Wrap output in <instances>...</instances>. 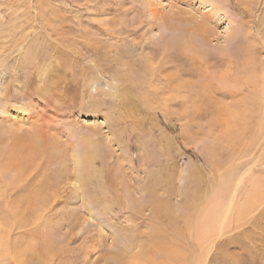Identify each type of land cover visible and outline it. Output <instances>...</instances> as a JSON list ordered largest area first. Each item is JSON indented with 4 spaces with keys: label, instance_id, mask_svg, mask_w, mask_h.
Masks as SVG:
<instances>
[{
    "label": "rangeland",
    "instance_id": "rangeland-1",
    "mask_svg": "<svg viewBox=\"0 0 264 264\" xmlns=\"http://www.w3.org/2000/svg\"><path fill=\"white\" fill-rule=\"evenodd\" d=\"M146 53L163 66L129 101L126 66ZM260 79L264 0H0L1 264H139L133 255L157 237L176 264H264V99L251 95ZM38 130L57 150L23 174L14 144L27 137L25 155ZM88 131L105 149L106 176L121 182L108 196L122 206L107 212L104 195L77 191L69 175L54 187ZM202 146L218 155L215 168ZM226 177L233 207L205 258L195 219ZM40 186L53 200L43 209L29 206ZM150 200L166 206L154 212Z\"/></svg>",
    "mask_w": 264,
    "mask_h": 264
},
{
    "label": "bare ground",
    "instance_id": "bare-ground-1",
    "mask_svg": "<svg viewBox=\"0 0 264 264\" xmlns=\"http://www.w3.org/2000/svg\"><path fill=\"white\" fill-rule=\"evenodd\" d=\"M149 2H150V0H149ZM154 14H155V12H154ZM175 27L176 26H174V25L172 26L171 25L169 28H166L165 27V29L171 31V30H175L176 29ZM171 32H173V31H171ZM182 32H184V31H182ZM183 42H184V40L181 39V40H179L178 44L181 45ZM168 47H169V44H168ZM168 47H167V49H168ZM158 57L159 56H157V55H150V53H146V55L143 57L142 60L141 59L140 60H132L131 59L130 60V62H131L130 65H129V63L127 64L126 69H125V74L123 76L124 79H122L123 83L125 84L124 88L122 87L123 88L122 89L123 90V95L125 96V98L127 100L130 101V100H132L134 98L139 99L141 96H143V95H140L139 94V91H142L144 88L145 89H148L149 83L151 81L152 76L154 75L155 72H157L163 66V63H164L163 62V57H159L160 58V61H162L161 62L162 64H155V60L159 62ZM24 59H26V58H24ZM141 62H143L144 66L143 65H140V67L143 66L144 68L143 67L140 68L138 66L139 68L136 71L135 68L137 66L135 67L134 64L137 65L138 63H141ZM139 70H140V74H141V72H143L142 75H139L138 74V71ZM13 71H14V68H13ZM14 74H15V72H14ZM10 79H12V78H10ZM154 80L155 79L152 78V81L153 82H154ZM18 81L19 80H16V82H18ZM78 82H80V81H78ZM259 82H260L259 84H253L252 85L253 86V89H252V94L251 95H252V98H254L255 95H256L257 98H260L262 100V99H264L263 98L264 97V86H263L264 83H263L262 79H260ZM13 83H14V81H13ZM1 85H3V84H1ZM77 85L78 84H76L75 86H73L74 89H76ZM79 86L80 85H78V87ZM256 86H259V87H256ZM84 87H86V86H84ZM125 87H126V90H125ZM2 89H4V88H2ZM81 91H82V89H81ZM73 97H75V96H73ZM83 98L84 97L82 96L81 99H80V102L81 103L84 100ZM127 103L128 102H126V104ZM263 103H264V101H263ZM136 104H138V103H136ZM164 104L166 106V103H164ZM136 107H137V105H136ZM247 110H250V108L247 107ZM262 117H264V113H263V116ZM263 122H264V119H263L262 123ZM228 125L230 127L234 128L236 132L238 131L237 130V127L240 126V125L242 126V124L239 123V118H237V117L235 119H233L232 126L230 124H228ZM261 132L264 133V125H263V127L261 129ZM39 133H40L39 130L38 131H34L33 134H30L28 136V137H30L32 139V142H33L32 144H34V145L30 146L32 150H29L28 152H26L25 155L23 154V150L24 149L21 147L22 146L21 142L23 143V141L26 140L27 137H24L23 136V139L22 138L20 140L17 139L18 145L17 144H14V146L18 149V152L13 153L11 155V161L17 162L18 165L22 167L21 173H23V174H24L25 171L27 172V174H29L32 171L33 166H34L33 165V163H34L33 160L36 158V156L42 155V154L46 153L47 150L49 151V147L50 146H51L50 148L53 149V145L54 144L52 145V143L48 139H46L47 137H44L43 138ZM84 135H85V137H83L82 140L80 139L81 142L79 143V146L77 145L78 146L77 150L75 152L72 150V165H73V170L72 169L71 170L73 172L72 173H69V174H60L59 176H57V182L54 184V187L57 188V192L60 191V189H61L60 188L61 182H63V180H66L65 178H69L68 177V175H69L70 176V179L69 180L71 181V186L75 187L77 191L78 190L82 191L83 189H90L92 187L93 188L92 192H95L96 194L104 195L106 198H104V199H101L100 198L99 201L103 205V206L102 205H100V206L106 212H107V210H109L108 208L111 206V204H115L116 206H119V207L122 206V202L120 201L121 204H119V202H117L116 199H113V195H112V197L108 196V194H110V192H114L113 194H116V196H118L117 195L118 189H117L116 185L119 186L121 184V182H120V180H118V177L117 176H113V175L112 176H109V175L106 176V169L107 168L103 167V165H102V163L104 162V159H105V156H104L105 149L101 145L102 143H100L99 140L93 139V136L90 134V132L89 133H86ZM181 135L182 136H180V137L185 136V130H183V132L181 131ZM233 138H234L233 136H226V137H224V139H232V140H233ZM28 147H29V143H28ZM56 150L53 149V151H56ZM58 151H60V150H58ZM200 151L205 156V158H207L212 163V166L215 168V166L218 164V162H216V160L218 158V155L214 151H212L211 149L204 148L203 146L200 147ZM58 154H60V153L58 152ZM102 156H103V158H101ZM213 179H215V178H213ZM237 179H239V178H237ZM114 180H115V182H114ZM226 180H227V177L224 179L223 182L221 181L222 184L219 186L218 190H216V192L214 193V195L212 197L210 196L211 197L210 199L208 198L209 201L204 206V208L200 210V212L197 214V217L195 219V225H194L193 228L196 231V233L198 234L197 235V238L199 239L200 243H202L201 244L202 245V250L203 251H206L205 258L207 257L208 253H210V251L212 250L215 240L216 239L218 240V238L222 237L223 236L222 234H223L224 229H227V225H226V222H227V219H228L227 216L229 215V213L231 212L232 207H233L232 203H233V198L234 197L232 196L231 192L229 193L228 196H227V194L225 195L226 189L228 188V185L226 183ZM239 181L241 182V180H239ZM3 188H4V185H3ZM208 188H209V186L207 187V185H206L205 189L207 190ZM4 189H7V188L5 187ZM256 189H258V188H256ZM12 190H13V188H12ZM32 190H34V189H32ZM251 190H253V189H251ZM254 190H255V188H254ZM41 191L42 190H41V186H40V189H39V192H40L39 198H41L40 199V203H38V201H36V200L31 199V201L29 200L30 201L29 202V206H30V204H31L32 207H35V205L36 206L39 205V206H42V209H43V207L50 206V204L53 203V200H51V199H49L51 202H49V200H43V194H41ZM96 191H98V192H96ZM54 194L55 193H53L52 195H48V198H51V196H54ZM56 195H58V194H56ZM252 195H253V193H252ZM247 196H249V195H247ZM250 197L247 198V199H249L251 201ZM53 198H55V196ZM253 199H255L254 195H253ZM223 200H226V202H225V205H226V208H227V209L225 208L226 211H225V209L223 210V206L221 204ZM150 201H151V203H149V204H152V206L155 205V207H153L154 208L153 209L154 212L155 211L158 212L160 209H162L164 206H166V204L162 205L161 203H159L157 201H154V202H153V200H150ZM255 201H256V199H255ZM251 202H253V201H251ZM245 203H249L250 204L249 201H246ZM125 204H126V202H125ZM27 206H28V204H27ZM244 206H246V207L249 206L251 208L250 205H244ZM134 208H135V206H134ZM254 208H255V206L252 207V209H254ZM134 210H140V208L139 207H136ZM34 216H36V214H34ZM34 219H36V217ZM158 221H160L159 216H158ZM168 221H169V219H168ZM5 231H4V233H6ZM159 231L160 230H157V232H159ZM7 232L9 233V231H7ZM8 233H6L5 235H7ZM1 240H3V237H2ZM42 242H47L48 243V241H42ZM166 243L168 244V242L165 239H163V237H157L153 241V243L151 244V246H149V248L146 249V251H143L142 253H139L138 252L137 254L133 255V259H135L139 264H171V262H175L176 259H178L179 257L177 256L176 251L174 250V248H173V251H174L175 254L172 252L171 247L169 245H167ZM2 246H4V245H2ZM41 246H43V245L41 244ZM11 247H13V246H11ZM198 247L201 249V246L200 245ZM143 248H145V247H143ZM125 250H123V251H125ZM155 250H156L157 253H158L159 250H162V253L160 252V255L157 256V258H155V261H149V259H150L149 257H148V260H146L145 257L142 258L144 256L145 252H147V251L156 254L155 253ZM198 251H200V250H198ZM170 252L173 253V254H171ZM201 253H202V251H201ZM14 254H15V251H14ZM148 254H147V256H148ZM9 255H11V254H9ZM26 256H27V254H26ZM13 260H15V259H13ZM178 260H180V259H178ZM190 261L189 262L191 264H199L198 263L199 260L197 261V257L196 256H195V259H191ZM187 262H188L187 259H185V262L184 263L186 264ZM200 262H202V260ZM203 262H204V260H203ZM176 263H177V261L175 262V264ZM0 264H1V262H0Z\"/></svg>",
    "mask_w": 264,
    "mask_h": 264
}]
</instances>
